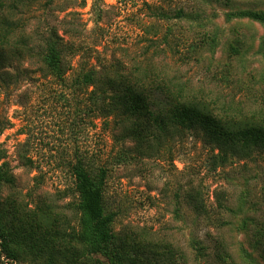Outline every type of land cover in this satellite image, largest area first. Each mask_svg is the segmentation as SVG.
<instances>
[{
    "label": "rangeland",
    "instance_id": "rangeland-1",
    "mask_svg": "<svg viewBox=\"0 0 264 264\" xmlns=\"http://www.w3.org/2000/svg\"><path fill=\"white\" fill-rule=\"evenodd\" d=\"M248 12L264 13V0H32L5 15L16 37L75 27L76 41L95 45L103 63L130 68L152 58L156 73L182 83L199 104L246 118L264 115V26L239 17ZM31 77L0 92V119L9 122L0 163L13 175L12 185L0 187V264H264V159L226 168V181L206 172L205 151L185 139L172 154L165 148L118 166L85 95L39 72ZM76 155L111 167L105 254L76 242L80 213L69 168ZM189 181L201 185L207 215L184 201ZM215 190L230 196L223 208Z\"/></svg>",
    "mask_w": 264,
    "mask_h": 264
},
{
    "label": "trees",
    "instance_id": "trees-1",
    "mask_svg": "<svg viewBox=\"0 0 264 264\" xmlns=\"http://www.w3.org/2000/svg\"><path fill=\"white\" fill-rule=\"evenodd\" d=\"M31 2L0 0V92H9L21 81L32 79V73L39 72L43 79H52L55 86L83 93L92 124L98 121L109 134L118 166H126L139 157L159 156L165 148L172 154L185 139L205 151L206 172H220L226 181V168L264 159V115L241 118L231 111L199 104L182 83L156 73L152 58L145 62L142 59L130 68L121 62H100L95 45L76 41L79 32L75 27H47L37 40L16 37V24L5 15V10L14 11ZM239 17L264 26V13L248 12ZM25 62L28 68L21 67ZM33 67L32 72L29 68ZM8 126V121L0 119V136ZM4 158L0 148V162ZM20 160L24 166H32L27 157L20 156ZM93 162L76 155L69 165L80 213L76 242L87 253L105 254L111 244L114 218V214L105 212V189L111 167L104 161L94 168ZM12 184L13 175L7 163H0V187ZM213 198L220 208L230 201L224 190H215ZM184 201L196 215H207V200L200 184L187 183ZM4 220L0 205V233ZM64 260L63 264H70L69 258Z\"/></svg>",
    "mask_w": 264,
    "mask_h": 264
}]
</instances>
